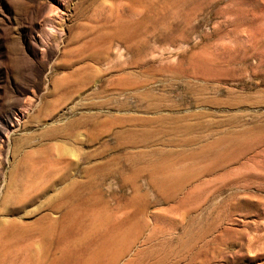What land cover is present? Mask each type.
Wrapping results in <instances>:
<instances>
[{
    "label": "rangeland",
    "instance_id": "374dc122",
    "mask_svg": "<svg viewBox=\"0 0 264 264\" xmlns=\"http://www.w3.org/2000/svg\"><path fill=\"white\" fill-rule=\"evenodd\" d=\"M0 264H264V0H0Z\"/></svg>",
    "mask_w": 264,
    "mask_h": 264
}]
</instances>
